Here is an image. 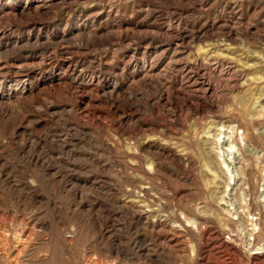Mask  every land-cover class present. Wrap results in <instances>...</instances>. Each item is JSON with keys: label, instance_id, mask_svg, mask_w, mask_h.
I'll return each mask as SVG.
<instances>
[{"label": "rangeland", "instance_id": "1", "mask_svg": "<svg viewBox=\"0 0 264 264\" xmlns=\"http://www.w3.org/2000/svg\"><path fill=\"white\" fill-rule=\"evenodd\" d=\"M0 264H264V0H0Z\"/></svg>", "mask_w": 264, "mask_h": 264}, {"label": "bare ground", "instance_id": "2", "mask_svg": "<svg viewBox=\"0 0 264 264\" xmlns=\"http://www.w3.org/2000/svg\"><path fill=\"white\" fill-rule=\"evenodd\" d=\"M243 141H245V139H243Z\"/></svg>", "mask_w": 264, "mask_h": 264}]
</instances>
